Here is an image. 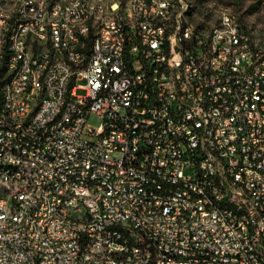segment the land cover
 <instances>
[{
  "label": "built area",
  "instance_id": "1",
  "mask_svg": "<svg viewBox=\"0 0 264 264\" xmlns=\"http://www.w3.org/2000/svg\"><path fill=\"white\" fill-rule=\"evenodd\" d=\"M0 8V41H8L10 25L18 40L0 125L8 138H29L33 158L5 152L17 163L14 185L25 179L34 187L33 195L11 191L0 202L2 219L18 208L12 231L0 233V264H108L125 253L136 254L135 264H181L160 254L157 242L191 253V264H264V44L255 43L264 34L240 24L232 46H221L198 22L177 36L180 15L161 41L167 3L139 0L84 13L75 4L71 11L28 5L29 23ZM78 14H85L82 31H75ZM176 44L187 45V56L176 53L167 65ZM93 113L101 118L96 128L87 125ZM131 203L142 217L130 214ZM31 220L56 245L39 242ZM62 242L73 252L61 251Z\"/></svg>",
  "mask_w": 264,
  "mask_h": 264
},
{
  "label": "bare ground",
  "instance_id": "2",
  "mask_svg": "<svg viewBox=\"0 0 264 264\" xmlns=\"http://www.w3.org/2000/svg\"><path fill=\"white\" fill-rule=\"evenodd\" d=\"M15 2L17 6L15 8ZM113 0H0L2 5H7L5 15L17 16L22 23H29L28 5H37L39 3H49V8H58V10L71 11V4H75L77 13H84L88 10H100V6H109ZM167 3V11L164 13V20L160 28L161 41H169L170 31L174 29V24L179 20L181 23L177 26V36H184L186 25L188 30H197L189 19V6L184 0H139V4ZM183 3V7H182ZM182 7V11H181ZM150 15H158L157 7H150ZM224 18H229V22H223ZM3 21L2 9L0 8V27ZM85 21V14H78L75 20V31H82ZM153 26H160V18H152ZM209 28L210 38L216 40L221 46H232V29H239V24L233 16L223 13L218 22L213 26L202 25ZM17 25H10L8 41H0V49L6 47V69H15V57L18 49V40H16ZM264 34V31L255 33ZM248 31L240 29V40H247ZM256 44H264V36H255ZM69 47L84 49L85 41L69 40ZM236 51H244V43L236 44ZM176 53L180 56H187V45L176 44L171 46V52H168L167 65H174ZM8 73V70H7ZM12 82L11 77L1 89V99L9 100L11 98ZM3 121H12V113L4 112ZM1 123V116H0ZM13 149L15 152H23V157L33 158V142L29 138H23V134H13L8 138L6 125H0V202H5V197L12 191V198H20L26 195L34 194V187L26 186L25 179H18V184L14 185L17 163H9L8 152ZM67 163H74V156H67ZM156 193H168V186H156ZM184 195H191V188H184ZM45 213H52V202H45ZM130 214L134 217H142V208L138 203H131ZM18 208H9V212L0 216V233L12 231L13 217H17ZM159 220H166V213H159ZM31 227L34 229L35 238L39 242L49 245H56V238L53 233L47 231L39 220H31ZM157 250L160 254H167V260L179 262L181 264H191V253L174 252V246L165 245L164 242H157ZM61 251L73 252V244L70 242L61 243ZM136 254L125 253L124 259L121 257H108V264H135ZM192 264H202V262H192Z\"/></svg>",
  "mask_w": 264,
  "mask_h": 264
},
{
  "label": "rangeland",
  "instance_id": "3",
  "mask_svg": "<svg viewBox=\"0 0 264 264\" xmlns=\"http://www.w3.org/2000/svg\"><path fill=\"white\" fill-rule=\"evenodd\" d=\"M190 9L191 21L199 24L213 25L223 13L233 16L235 21L244 27L253 29V32L264 31V0H184ZM247 30L248 29H244ZM2 61H0V64ZM7 74L3 78H6ZM83 91H78L82 93ZM101 118L91 114L87 125L98 127Z\"/></svg>",
  "mask_w": 264,
  "mask_h": 264
},
{
  "label": "trees",
  "instance_id": "4",
  "mask_svg": "<svg viewBox=\"0 0 264 264\" xmlns=\"http://www.w3.org/2000/svg\"><path fill=\"white\" fill-rule=\"evenodd\" d=\"M188 15H189V19L191 21V18H190V16H191L190 10H189V14ZM192 23L197 26L196 23H194V22H192ZM215 24H213V25H215ZM199 25H205V24H199ZM213 25H208V26H213ZM3 49H6V47L4 46ZM5 52H6V50H5ZM5 60H6V53H4L3 61L0 64V92H1V89H2L3 85L8 81V78H9L8 77V73H7V69H6ZM5 73L7 74V76H6V78H3L5 76Z\"/></svg>",
  "mask_w": 264,
  "mask_h": 264
}]
</instances>
